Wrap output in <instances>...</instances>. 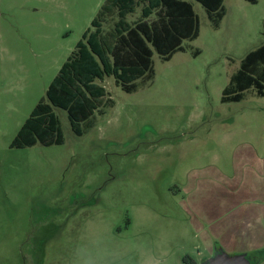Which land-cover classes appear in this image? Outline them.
I'll use <instances>...</instances> for the list:
<instances>
[{"label":"rangeland","instance_id":"1","mask_svg":"<svg viewBox=\"0 0 264 264\" xmlns=\"http://www.w3.org/2000/svg\"><path fill=\"white\" fill-rule=\"evenodd\" d=\"M185 1L199 36L169 61L153 53L151 81L126 93L106 77L114 105L87 133L55 109L61 144L12 148L104 0H0V264L198 261L230 210L264 198V96L220 101L264 43V0H224L217 29Z\"/></svg>","mask_w":264,"mask_h":264},{"label":"trees","instance_id":"2","mask_svg":"<svg viewBox=\"0 0 264 264\" xmlns=\"http://www.w3.org/2000/svg\"><path fill=\"white\" fill-rule=\"evenodd\" d=\"M217 29L225 16L224 0H195ZM256 4L260 0H245ZM199 36L198 18L185 0H104L74 50L47 87L45 97L32 109L11 147L61 144L63 136L55 109L66 112L72 131L82 136L95 126V111L112 107L113 100L101 82L113 77L126 93L134 92L136 81L153 79L152 56L169 61L183 52V41ZM193 51V56L199 55ZM264 96V43L240 61L222 90L221 103L240 102L250 89ZM252 255L251 264H260L264 252ZM186 264H195L185 259Z\"/></svg>","mask_w":264,"mask_h":264},{"label":"crops","instance_id":"3","mask_svg":"<svg viewBox=\"0 0 264 264\" xmlns=\"http://www.w3.org/2000/svg\"><path fill=\"white\" fill-rule=\"evenodd\" d=\"M261 196L250 197V204H247L243 211H229L227 215L228 219L224 222L227 226L228 223L233 225L224 233L219 227L213 231L214 236L219 238L220 242L223 240V243L219 242L216 245L209 243L205 249L208 253L200 257L198 261L194 260L195 264H200L211 258L218 248L227 254L228 250H238L237 253L240 254H253L261 250L264 252V198H261ZM228 197L231 198V196ZM220 223L219 221H215L217 226H221ZM229 232L230 235H227ZM199 256L201 255L199 254ZM260 264H264V260Z\"/></svg>","mask_w":264,"mask_h":264},{"label":"water","instance_id":"4","mask_svg":"<svg viewBox=\"0 0 264 264\" xmlns=\"http://www.w3.org/2000/svg\"><path fill=\"white\" fill-rule=\"evenodd\" d=\"M201 264H251L247 254L229 255L220 250Z\"/></svg>","mask_w":264,"mask_h":264}]
</instances>
